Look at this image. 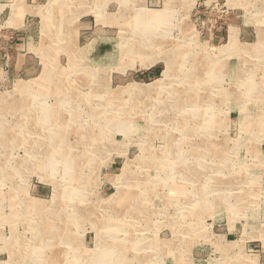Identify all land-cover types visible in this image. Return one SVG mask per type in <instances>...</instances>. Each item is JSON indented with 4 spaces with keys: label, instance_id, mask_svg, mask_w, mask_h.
Here are the masks:
<instances>
[{
    "label": "rangeland",
    "instance_id": "rangeland-1",
    "mask_svg": "<svg viewBox=\"0 0 264 264\" xmlns=\"http://www.w3.org/2000/svg\"><path fill=\"white\" fill-rule=\"evenodd\" d=\"M0 264H264V0H0Z\"/></svg>",
    "mask_w": 264,
    "mask_h": 264
},
{
    "label": "bare ground",
    "instance_id": "bare-ground-1",
    "mask_svg": "<svg viewBox=\"0 0 264 264\" xmlns=\"http://www.w3.org/2000/svg\"><path fill=\"white\" fill-rule=\"evenodd\" d=\"M149 11V10H148ZM165 14V13H164ZM149 15H151V14H149ZM157 15V14H156ZM164 17V16H163ZM156 18L158 19V17L156 16ZM130 21H132V20H130ZM153 27H156V26H153ZM126 30V29H125ZM145 33V32H144ZM159 35V34H158ZM162 35V34H161ZM157 36V35H156ZM156 41V40H155ZM158 41V40H157ZM154 42V41H153ZM161 81V80H160ZM160 81H156V82H154V83H152V84H149V85H143V86H134V87H137V88H132V89H128L127 91L129 92H131V94L133 93V94H149L151 91H153V90H155L156 88L159 90V86H157L158 84H160ZM204 85V84H203ZM206 85V84H205ZM161 86V85H160ZM203 87V86H202ZM25 88V87H24ZM16 91V90H15ZM19 91H25V92H27L28 90H26V89H20ZM20 94V93H19ZM18 94V95H19ZM119 99V98H118ZM54 115H55V113H54ZM50 120V119H49ZM186 124L185 122H180V124L181 125H184V124ZM137 124V123H136ZM138 127H139V125H137ZM135 124H132L131 125V131H134L135 130V127H137ZM137 127V128H138ZM136 128V129H137ZM185 129V128H184ZM129 130V131H130ZM50 131V130H49ZM130 131V132H131ZM140 131V130H139ZM149 131V130H148ZM188 131V130H187ZM51 133L53 132V130L52 131H50ZM184 132V131H183ZM189 134V133H188ZM176 147V146H175ZM51 153H53V152H51ZM167 163V162H166ZM166 166V165H165ZM191 179V178H190ZM192 179H194V178H192ZM124 194V193H123ZM119 196V195H118ZM135 204V203H134ZM46 222V221H45ZM52 229H54V227H53V225H52V227L48 224V223H45V224H42L41 225V228H39V231H41V234H43V235H47V233H49V230L50 231H52ZM42 236V235H41Z\"/></svg>",
    "mask_w": 264,
    "mask_h": 264
},
{
    "label": "crops",
    "instance_id": "crops-1",
    "mask_svg": "<svg viewBox=\"0 0 264 264\" xmlns=\"http://www.w3.org/2000/svg\"><path fill=\"white\" fill-rule=\"evenodd\" d=\"M32 1H34V0H32Z\"/></svg>",
    "mask_w": 264,
    "mask_h": 264
}]
</instances>
